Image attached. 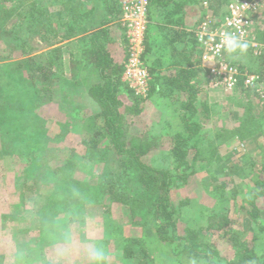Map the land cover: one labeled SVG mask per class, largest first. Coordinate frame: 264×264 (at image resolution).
Masks as SVG:
<instances>
[{"label":"trees","instance_id":"1","mask_svg":"<svg viewBox=\"0 0 264 264\" xmlns=\"http://www.w3.org/2000/svg\"><path fill=\"white\" fill-rule=\"evenodd\" d=\"M115 1L47 0V3L52 2L56 4V7L62 8L61 10L57 9L58 11L51 12L49 7L46 6V2L42 0H0V42L4 43L7 39H12L13 41L20 40L19 34L14 32L17 30L9 29L8 23L12 21L16 23L15 25H22V28L24 25L28 28L33 27L32 30L34 32H37L35 31L36 29L41 34L52 38L51 40L56 38V43L58 44L56 48L48 53L47 59H43V61H46V64L43 66L35 62V56L26 58L25 63L29 66L31 65L33 68L29 69L27 74L25 73L26 75L23 74L24 76L21 81L13 78V76H17L15 74L12 75V78H9L10 80L0 75V83H10L9 89L5 92L14 97L15 101L19 102L17 106L20 104L28 105V107L23 109L18 108L19 110H16V113L28 115L30 109L36 111L39 108L36 105L37 102L41 106L51 102L60 103V105H63L61 109L71 103V99H73L71 96L74 97L72 94L77 95V93L70 87L71 84L65 81L64 76L67 66L74 61L71 57V61L66 62L63 47L68 46L66 45L68 43H65V41H69L71 38H75L79 33L85 31L87 25L83 27L84 19L93 15L95 17L98 11L101 14L100 19H98L100 24L107 26L115 19H118L122 25L121 3L118 0V5V1L117 4ZM205 1H207V7H205L203 1L201 3L198 2L202 14H200L197 20L196 27L200 26L207 19L213 23L216 22L217 18L220 19L218 16L212 15L211 11L214 12L217 6L220 7L219 5H222L223 2L221 0H204V3ZM243 1L263 6V11L254 14L253 19L257 26L255 27L257 33L254 32L255 39L264 44V28L260 30L264 23V0ZM11 2L15 6L10 4ZM96 2L102 4L97 6ZM193 2L197 3V1ZM193 2L189 0H149L147 30L143 42L144 50L141 54V61L147 66L151 76L147 99L135 96L134 91L123 81V73L125 66L129 62V57L126 53L122 63L115 61L109 51V34L107 29L103 28L104 25L100 26L102 29H99L94 34H90L89 37H83L86 47H88L87 43L89 41L92 48L88 47L84 49L82 51L83 61L75 64V67L77 65L80 67L77 68V73L82 74V76L80 75V84L82 85L80 91H83V93L79 91L80 95L82 97L88 95L91 103L98 108V113L95 115L100 118L105 138L109 141L111 149L115 153L113 159L115 161H122L126 158L133 162L132 166L131 164H124L122 172H119V169H112L114 167L112 162H108L107 165L105 164V172L99 174L96 188L94 187L91 191H87V193L91 196L90 201L93 205L103 210L102 214L106 212L109 215H113L115 209L124 211L129 208L132 216L137 212L139 218L142 210L144 211L145 206H147V209L144 211L147 215H144L140 221H142L143 228L144 226L147 227L145 222L149 218L154 223L151 237L141 238V241L135 236L127 237L125 230L121 228L123 225L118 227V229L104 231V235L107 236L105 237L106 240H109L114 232L117 233V236L119 235V238L125 244L121 245V248L123 252L128 253L125 255V258L132 263H149L147 260L144 263V259L141 256L145 255V258H148L147 253L150 248L143 252L144 245L148 244L149 247L152 246V250L161 251L165 255L171 254L166 257L167 260L171 261V264H190L194 261L196 264H264V160H260L258 169L256 168L258 163H252L253 167L249 172L244 167L239 168L240 171L245 173L244 181L247 178L250 179V182L247 183L248 191L244 193L243 207L245 208L242 211L247 212L248 223L254 230L251 241L245 238L247 231L234 228L236 223L239 226L241 223L234 221L230 217L229 208L226 206L230 205L226 197L229 192L227 183L221 182L220 185L216 183L220 182L218 179L225 175L224 172L218 173L215 179L209 183L214 186L212 191H219L221 194L215 205L217 211L214 210L215 214L209 218L210 224L207 227L198 230L191 229L192 227H190L187 221L186 214H183V207L185 206L184 204L192 205L193 201L184 199L181 202L175 203L172 197V192L186 186L191 176L197 174L199 171L208 170L213 167L218 157L221 160L222 157L219 155L221 147L232 146L230 150L232 154L227 155V161L232 156L240 154L237 151V147L243 146L249 140L258 141L264 151V144H262L264 143V113L260 117L256 116L253 106L248 103L249 100L245 99L252 92L243 87L238 89V93L234 94L235 99L233 98L234 104H239L244 111L238 127L232 129V131L222 129L214 133L205 132V121L207 123V121L213 120L216 112L213 108L209 107L206 101L208 96L205 93L206 90L203 89V85L210 82V71L202 62V50L196 36L198 31L193 32L192 29L189 33L183 31L177 32L178 37L181 36L186 39H189L190 36L193 37L194 45L189 44L192 50L187 53L186 62L182 61L181 64L178 63L179 66L172 65L173 67H177L173 68L175 73L171 74L170 67L165 68L168 71L162 72L160 70V68L162 69L160 59H155L156 61L153 63L150 58L155 53L153 51L155 45L151 41L155 35L153 33L156 31V27L158 28V26H154L155 22L158 23V12L160 11V13L168 16L169 23H172L169 20L170 17L175 19L178 16L179 20L177 23L179 27H182L185 26L188 14L187 5L190 6L194 4ZM195 5L197 6V4ZM86 9L87 12H85ZM218 19L217 24L219 23ZM80 22L82 23L78 26ZM216 23L215 25H217ZM90 29H87V32ZM122 29L127 49L130 53L126 27L122 25ZM186 39H184V42ZM196 43L199 46L196 47ZM23 50L24 48L21 52ZM249 50L251 52L249 53V60L242 62L235 57L239 62L235 61L234 64L238 65L243 71L248 70L252 73L264 75V59L255 57L251 46H249ZM196 51H198V55H195ZM27 53V50L23 51V56L26 57ZM226 57L229 62L232 61L231 59H235L233 55L229 54ZM0 66V69H3V73L8 71L9 66L7 64H1ZM195 78H197V82ZM31 82L33 84L28 86L27 83L31 84ZM242 85H244L243 81L240 82V86ZM0 87L5 88L1 84ZM57 88L60 91L59 96L56 94ZM13 90H17V94H13ZM121 95H126L130 102H124ZM237 95L245 96L242 99L244 101L237 99ZM154 97L155 100H152L150 104L149 98ZM147 102L149 103L148 108L146 107ZM12 103H14V99ZM146 109L150 110L149 113L151 114L147 115V112L145 113ZM73 110L72 108L71 110L68 109V116L65 114L67 118L69 117L68 120L56 123L61 133L70 131V122L74 116ZM81 113H79L80 127L78 129L82 133L81 136L83 138V132H87L88 134L86 135L88 141H83L84 143L82 142V144L97 149L100 145L97 139H93L91 135L94 124L90 122V118H88L89 114L86 113L82 116ZM202 114L204 115V120ZM153 116L156 119L146 120L149 124L143 132H134L135 125L133 122L137 117L146 119L147 117L154 118ZM37 118L42 122V126L45 125V121L47 127L50 123L55 125V121L52 119H45L43 122L41 120L42 117L38 116ZM47 127L44 128L49 130ZM37 128L34 125L33 131L35 133L37 132ZM31 133V128H26L22 131L24 135L23 145H26L27 148L33 151V153L28 154L32 156H23L22 158L17 156L15 158V163L21 166L19 169L22 174L24 172V176L26 177L29 174H37L32 169L31 163L28 162L30 157H35L41 160L42 163L45 162L43 161L45 158L52 157L59 149L61 134L53 138L50 135H47V138H41L43 134L41 135L38 130L39 136L35 138V141L33 140L34 138L28 137V134ZM165 137L171 142L169 153L166 154L170 158L168 166L166 164L162 166L158 164L150 165L144 162L153 153L160 152L162 154L164 147L162 141ZM36 142H38V146L35 144ZM236 142L239 144L236 145ZM252 147L254 148V145ZM248 156L247 153H241L239 160H244ZM225 162L222 163L224 164ZM220 168L217 170L223 171ZM8 170L13 171L16 169L8 167ZM102 177H105L106 182ZM49 181L45 177L35 179L31 183V188L28 187L26 180L22 179L21 190H19L20 197L29 196V203L32 204L29 209L25 210L24 217L29 219V223L35 228L41 225L43 233L47 228L50 230V228L56 226L57 217L50 207H56L57 204L61 205L64 211L62 215L65 216L75 208V205H84L82 200L76 201L71 199L73 198L71 195H73L76 189L73 182V189H66L64 187V190H59L58 194L55 195L54 188H48ZM60 199L65 203H60ZM67 200L72 201L70 202L71 204H67ZM145 203L147 204L144 205ZM177 204L180 205L177 206ZM16 208L17 210H14L15 214L22 212L21 206H17ZM211 212L213 210H210ZM203 215L205 216L206 214ZM182 220L187 221V225L184 224L186 226L184 227L185 236L178 235L179 223ZM110 223L111 221L107 222L108 225ZM145 235L149 234L144 232V237ZM212 235L228 238L232 246L228 248V252L222 253L215 245V242H204L205 239ZM11 239L14 241L13 237ZM84 239L88 240L86 237ZM12 246H14L17 254L14 251L10 253L11 255L19 257L20 251V255L24 254V260L27 261V259L31 258V255L26 251L28 248L30 253L32 252L29 242L22 241L16 244V246L13 243ZM3 255L4 257L6 256V254ZM34 258L35 261L41 262V258ZM0 264H2L1 257Z\"/></svg>","mask_w":264,"mask_h":264},{"label":"rangeland","instance_id":"2","mask_svg":"<svg viewBox=\"0 0 264 264\" xmlns=\"http://www.w3.org/2000/svg\"><path fill=\"white\" fill-rule=\"evenodd\" d=\"M42 1L46 2V6L49 7L51 12L58 11L57 9H62L61 7H56L55 3H47V0ZM194 1H197L196 4L203 1L204 4V0ZM221 1L223 4H220V7L217 6L214 12L211 11L212 15H216L220 18H217L219 20L218 24H220L224 18L228 16V9L230 8L231 4H236L237 2L243 0ZM10 4L15 6L12 2ZM95 4L98 6L102 3L96 2ZM199 6L194 4L190 9L194 11L197 10L199 14V9H201ZM85 12H87V9ZM100 17L101 14L99 11L97 15L95 14V17L94 15L92 17H86L83 23V27L87 25L86 30L79 33L75 38L65 41V43H68L66 44L68 46L63 47L66 62H70L71 57L74 62L67 66L64 79L66 82L71 84L70 87L77 93V95L72 94L74 97L71 96L73 99H71V103H69V105H66L61 109L63 105H60V103L51 102L41 106V104L37 102L36 105L39 108L36 111L30 109V113L28 115L16 113V110H19L18 108L23 109L28 107V105L20 104L17 106L19 102L15 101L14 97H11L5 92L9 89L10 83H0L2 86H5L4 89L0 87V257L2 264H94L93 260L90 259V252L94 248H103L105 250L106 260L104 261V264H138L134 262L132 263L125 258V255L128 253L123 252L121 248V245L125 244L121 238H119V235L117 236L116 232L112 234L109 240H106L105 237L107 236L104 235V231L115 228L118 229V227L123 225L121 228L125 230V235L127 237L135 236L141 241V238L145 239L146 237H151L152 235L154 223L150 220V218L146 220V224L144 223L147 225V227L144 226V228L142 221H140L144 215H147L144 213L145 209H147V206H145L144 211L142 210V214L139 216V218L137 216V212L134 215L135 217L132 216L129 208L127 209L128 211L115 209L113 211L114 216L109 215L106 212L102 214L103 210L93 205V203L90 201L91 196L87 193V191H91L94 187L96 188V185L99 181V174L101 172H105L104 167L108 162H112L114 165L112 169H119V172H122V166L124 164H131V166L133 165V162L126 158L122 161H115L113 159L115 153L111 149V144L105 138L106 136L103 133L100 118L95 115L98 113V108L91 103L88 95H85V97L80 95V92L83 93V91H80L82 86L80 84V75L82 76V74L77 73V68L80 67L79 65L75 67V64L77 62L83 61L81 52L84 49H87L88 47L92 48V45L89 41L87 43L88 47H86L85 39H83V37H89L90 34H94L99 29H102L101 27H98V19H100ZM199 17L200 16L194 18L193 22H196ZM217 19L216 22H218ZM11 23L13 22L9 21L8 23L9 29L17 30L18 32H14L19 34L20 40L13 41L12 39H7L4 43L0 42V65L7 64L9 66L8 71L5 73L2 71L3 69H0V75L9 79L15 74L17 76H13V78L15 80L21 81L22 77L27 74V71L33 68L31 65L29 66L27 63H25V59L35 56V62L38 65L40 64V66H43L46 64V61H43V59L45 58L46 60L49 56L48 53L52 49L56 48L58 44L56 43V38L51 40L52 38L41 34L40 31L36 29L35 31L37 32H34V30H32L33 27L28 28L26 25H24L22 28V25H15L16 23H13V26ZM81 23L82 22H80L78 26H80ZM215 23H212V25H215ZM198 27L192 31H197ZM255 27L257 26L254 25L253 32H256ZM89 28L91 29L89 32H87V29ZM23 48V51L27 50L28 52L26 57L23 56V51L21 52ZM126 53L128 57H130L128 49H126ZM249 53L251 52L248 49L247 53L244 55L233 56L234 58L236 57L240 59L242 62H246V60L250 59ZM122 54L124 56L123 50ZM8 55L10 56L8 57ZM236 58L231 59V63L234 64L235 61L239 62ZM32 84V82L31 84L27 83L28 86H31ZM16 91L17 90H13V94H17ZM56 92L57 96H59L60 91L58 88L56 89ZM237 93L238 91L235 93H225L224 90L210 88L209 97H207L206 101L208 102L209 107L213 108L216 113L213 116V120H209L207 123L205 121V132L214 133L222 129L232 131V129L238 127L240 118L242 117L244 111L243 108L239 106V104H234V94L236 95ZM257 93L262 95L260 91ZM258 94H250L247 97L237 95V99L242 100L245 97L247 101L249 100L248 103L253 106L254 113H256L257 117H260L264 113V100L262 96ZM121 98L126 103L130 102L126 95H121ZM13 99L14 103H12ZM143 107L145 108V106ZM146 107H149V103L146 105ZM71 108L74 109L72 111L74 116L70 122V131L61 133L56 123L68 120L69 117L67 118L65 114L68 116V109L71 110ZM80 112H82V116H84L86 113L89 114L88 118H90V122L94 124L91 135L93 136V139H97V142L100 145L97 149H93L88 145L85 146L82 144L83 141H88V139H86V135L88 134L87 132H83V138L81 136L82 133L78 129L80 127ZM149 112L150 110L146 109L145 113L147 115L151 114ZM38 116L42 117L41 120L43 122L45 119L54 120L55 125L50 123V125L47 127V123L45 121V125L42 126V122L37 118ZM202 116L204 120V115L202 114ZM153 117L154 118L147 117L146 119L137 117L133 122L135 125L134 132H143V130L146 129L147 125L149 124L146 120L156 119L155 116ZM34 125L38 127L36 133L33 131ZM44 127L49 128V130ZM26 128H31L32 133L28 134V137L34 138L33 140L35 141V138L39 136L38 130L41 135L43 134L41 138H47V135H50V137L53 138L61 133L59 149L52 155V157L45 158L43 160L45 162L43 163L41 160H38L35 157H30L28 162L31 163L32 169L35 170L37 174H29L28 177L24 176V172L22 174L21 170L19 169L21 166L15 163V158L17 156L22 158L23 156H32L28 154L33 153L30 148H27L26 145H23L24 135L22 134V131ZM100 140L101 142H99ZM162 142L164 146L162 154H160V152L153 153L149 155L146 160L143 159L144 162L147 164L149 163L150 165L158 164L159 166H162L166 164L168 166V161L170 158H168L166 154L169 153L171 142L166 137L163 138ZM35 144L38 146V142ZM238 144L239 143L236 145ZM259 144L260 143L258 141L249 140L245 142L243 146L240 145V147H237V151H239L240 154L247 153L249 155L244 160H239L240 154H238L236 156H232V158L227 161V155L232 154L230 153L232 146L221 147L219 150V155L222 157L221 160L219 159L220 157H218L215 160V165L213 167L208 170L199 171L197 174L191 176L189 183L186 186L180 190H175L172 192V197L175 203H178L179 201L181 202V200L184 199L193 201L192 205L184 204L185 208L183 207V214H186L185 216L188 223L190 224V227H192L191 229L198 230L200 228L207 227L210 224L209 218L215 214L214 210L217 211L215 205L221 192L212 191L214 186L210 185L209 183L215 179L218 173L224 172L225 175L218 179L220 182L216 183L217 185H220L221 182L227 183L229 192L226 197L228 198L231 206H226L229 208L228 211L230 212V217L234 221L241 223L240 226L236 223L234 228L247 231L245 238L251 241L254 230L248 223V216L246 215L247 212L242 211L245 208L243 207L244 193H247L248 191L247 183L250 182V179L247 178V180L244 181L245 173L240 171L239 168L244 167V169H247V172H249L253 167L252 163H258V166H256L258 169L260 166V160H264V151L262 150V146ZM30 145H32V143H30ZM253 145L254 148L252 147ZM257 153L259 155L258 157ZM222 162L225 163L223 164ZM8 167H14L16 170H8ZM218 168L223 169V171H218ZM41 177H45L50 180L48 188H54L55 195L58 194L59 190H64V187L66 189H73V182L76 189L73 195H71L73 196L71 199L76 201L82 200V203H84L82 206H79V204L75 205L74 209H76V211L73 209L65 216L62 215L64 211L61 205L57 204L56 207H50L52 212H55L56 214L57 222L56 226H53L50 228V230L47 228L44 233L41 225L40 227L35 228L29 223V219L24 217V214L26 213L25 210L29 209L32 204L29 203V196L21 198L19 192V190H21L20 186L22 179H25L28 187L32 188V181ZM102 178L106 182L105 177ZM47 190L49 191V189ZM235 193H237L236 196ZM59 201H61V199ZM66 202L67 204H71L70 202L72 201L67 200ZM60 203L65 202L61 201ZM146 204L147 203L144 205ZM178 205L180 204H177V206ZM17 206L22 207V212L19 214L14 213V210H17ZM210 210H213V212L210 213ZM203 214L206 215L204 216ZM198 218L200 219L198 220ZM108 221H111L109 225L107 224ZM187 221L182 220L179 223L178 235L185 236L186 232L184 231V227L186 226H184V224L187 225ZM144 232L148 233L149 235H145L144 237ZM83 236H85L88 240H85V237L83 238ZM212 236H209L204 240V242H215V245L222 253L228 252V248L232 247L228 241V238L222 236L217 237L215 235L213 237ZM12 237L14 241L11 239ZM22 241L29 242L32 247L31 253L28 248L26 250L31 255V258L27 259V261L23 259L24 254L20 255V251L19 257L10 254L16 251L14 250V246H12V244L14 243L16 246V244ZM143 248H141L143 249V252L150 248L147 253L148 256L146 255L148 258H145V255H141L144 259V263L147 260L149 262L148 264H171V261L166 259V257L170 256L171 254L165 255V253L162 254L161 251L157 252L156 250H152V246L149 247L148 244L144 245ZM3 254H6V256L4 257ZM34 257H37L38 259L41 258V262L35 261ZM190 264H196V262L194 261Z\"/></svg>","mask_w":264,"mask_h":264},{"label":"built area","instance_id":"3","mask_svg":"<svg viewBox=\"0 0 264 264\" xmlns=\"http://www.w3.org/2000/svg\"><path fill=\"white\" fill-rule=\"evenodd\" d=\"M120 3L121 22L126 27L130 46V57L124 69L123 81L130 86L135 96L145 99L148 97L151 76L147 66L141 61V54L147 30L149 0H120ZM204 4L205 7L208 6L207 1ZM260 11H263V6L259 4L239 1L230 5L228 16L220 24L212 25L213 22L207 19L198 27L196 36L202 50V62L210 71L211 88L235 93L243 87L255 95L260 91L262 95H258L264 100V75L241 70L238 65L227 61V53L223 47H218L221 31L236 32L242 40L250 44L255 57L264 59V44L255 39L253 32V15ZM263 28L264 23L260 30ZM241 81L244 84L242 86Z\"/></svg>","mask_w":264,"mask_h":264},{"label":"crops","instance_id":"4","mask_svg":"<svg viewBox=\"0 0 264 264\" xmlns=\"http://www.w3.org/2000/svg\"><path fill=\"white\" fill-rule=\"evenodd\" d=\"M117 1L118 0L115 1L116 4ZM189 1L193 2L194 0H189ZM194 4L190 6L187 5L186 9L188 11V14L186 16L185 26L179 27L177 23V21L179 20L178 16L175 19L170 17L169 20L170 22L172 21V23H169L168 16H165L163 13H160V11L158 12L157 15L158 23L155 22L154 24V22H152L154 26L155 27L158 26V28L156 27V31L155 33H153L155 35L153 36L151 42L155 45L153 50L155 53L150 58L152 59L153 63L156 61L155 59H160L162 64V69L160 68V70H162V72L168 71L165 68L170 67L171 74L175 73V70L173 68H177V67H173L172 65L179 66V64H181L182 61L186 62L187 53H189L192 50V48L189 47L190 46L189 44L191 43L192 45H194L193 37L190 36L189 39L183 38L181 36L178 37L177 32L180 33L181 31H183L189 33L188 31H191L192 29L194 30L196 28L197 21L193 22V20L194 18L200 16V14L202 13H201V9H199V14L197 10L194 11L190 9ZM118 5H119V1H118ZM98 24H99L98 25L99 28L100 26L104 25V24H100L99 22ZM108 25L107 26L104 25V28L107 29L109 34L108 36L109 51L111 52L115 61L122 63L123 60L125 59L126 49H127V44L125 41L122 25L120 24V20L118 19L117 20L115 19L112 23ZM184 39H186L185 42ZM197 46H199V44H197L196 47ZM115 47H117L118 49ZM122 50L124 51V56L122 54ZM198 51H196L195 55H198ZM81 56H82V52H81ZM195 81L197 82V78H195ZM210 88L211 87L209 83L203 85V89L206 90V95L208 97H209ZM152 100H155V97L151 99L149 98L150 104ZM166 120H167V115H166Z\"/></svg>","mask_w":264,"mask_h":264},{"label":"clouds","instance_id":"5","mask_svg":"<svg viewBox=\"0 0 264 264\" xmlns=\"http://www.w3.org/2000/svg\"><path fill=\"white\" fill-rule=\"evenodd\" d=\"M229 23H231L229 21ZM249 43L242 40L236 32L221 31L220 44L218 47H223L224 51L229 55H244L249 49ZM90 259L94 264H104L106 260L105 250L103 248H94L90 252Z\"/></svg>","mask_w":264,"mask_h":264}]
</instances>
